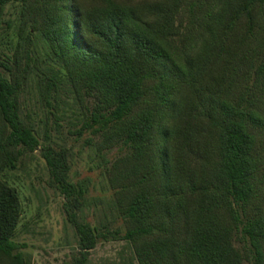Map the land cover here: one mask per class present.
<instances>
[{
    "label": "trees",
    "instance_id": "obj_1",
    "mask_svg": "<svg viewBox=\"0 0 264 264\" xmlns=\"http://www.w3.org/2000/svg\"><path fill=\"white\" fill-rule=\"evenodd\" d=\"M10 4L20 10L0 59V264H30L3 174L41 146L22 112L37 40L64 71L38 74L43 95L93 97L86 127L100 149L130 150L109 172L132 252L120 264H264V0H0V19ZM41 153L76 231L74 264H87L106 236L78 219L85 190L68 151Z\"/></svg>",
    "mask_w": 264,
    "mask_h": 264
},
{
    "label": "rangeland",
    "instance_id": "obj_2",
    "mask_svg": "<svg viewBox=\"0 0 264 264\" xmlns=\"http://www.w3.org/2000/svg\"><path fill=\"white\" fill-rule=\"evenodd\" d=\"M19 10V5L10 4L1 16L0 59L13 54V46L18 40L15 27ZM36 50V63L33 64L36 72L23 93L22 112L27 123L34 126L41 146L23 157L16 169L3 174L6 183L17 191L23 209L13 241L30 264H74L80 254L75 228L68 221L67 201L51 186L47 164L41 153L44 146L51 145L56 150L68 151L70 181L85 190L81 210L77 212L79 221L91 224L99 234L106 236L98 239L95 249L89 253L87 264L129 262L132 252L127 241L122 239L126 227L113 202L109 172L112 165L130 150L120 145L100 149L99 136L86 127L89 110L95 105L93 97L86 96L85 105H82L66 89L59 93L57 100L43 95L38 74L47 72L49 66L57 71L62 67L52 60L42 40H37ZM263 143L259 144L260 148H263ZM260 187L262 200L264 183ZM236 246L240 248L241 245L236 242ZM130 264L137 262L131 261Z\"/></svg>",
    "mask_w": 264,
    "mask_h": 264
}]
</instances>
